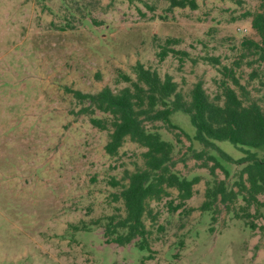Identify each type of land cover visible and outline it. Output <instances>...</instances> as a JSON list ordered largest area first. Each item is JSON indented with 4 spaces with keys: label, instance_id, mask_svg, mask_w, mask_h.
<instances>
[{
    "label": "rangeland",
    "instance_id": "374dc122",
    "mask_svg": "<svg viewBox=\"0 0 264 264\" xmlns=\"http://www.w3.org/2000/svg\"><path fill=\"white\" fill-rule=\"evenodd\" d=\"M196 3L191 10L171 9L169 0H0V264H264V206L249 208L257 211L249 219L253 229L237 217L241 197L230 210L221 202L200 210L206 187L224 181L228 191L236 190L243 167L237 162L247 154L264 158V146L214 142L198 160L193 152L203 146L193 140L188 115L170 117L183 133L155 123L161 139L174 145L172 171L199 182L177 212L168 210L178 203L175 189L150 203L155 220L144 218L150 251L139 250L137 239L107 244V218L124 216L122 202L113 199L121 187L113 183L126 184L125 172L143 167L145 149L126 141L108 156V132L93 128L64 91L119 90L127 84L116 81L118 72L134 78L131 68L140 62L171 76L185 96L198 81L214 96L220 67L240 61L243 40L259 42L247 14L263 12L264 0ZM166 38L179 39L174 48L188 57L159 62ZM256 58L241 59L235 75L264 108V63L248 65Z\"/></svg>",
    "mask_w": 264,
    "mask_h": 264
},
{
    "label": "trees",
    "instance_id": "16d2710c",
    "mask_svg": "<svg viewBox=\"0 0 264 264\" xmlns=\"http://www.w3.org/2000/svg\"><path fill=\"white\" fill-rule=\"evenodd\" d=\"M169 7L196 10L197 3L196 0H169ZM247 16L251 18V28L259 42L243 40L241 47L244 52L240 61H234L232 67H220V91L214 96L206 92L201 81L196 82L185 96L171 76L161 77L156 70L146 68L140 62L131 68L134 78L118 72L116 81L127 84L119 90L105 86L96 93H82L64 88L82 105L79 113L88 117L90 125L108 132L104 145L108 156H116L126 141L145 149L141 154L143 167L133 172L126 171L122 178L126 184L113 183L121 187L118 193L113 194V199L122 202L124 216L112 215L107 218L105 243L125 246L137 239L136 247L139 250L150 251L147 241L149 230L144 222L145 217L155 220L150 203L169 197L168 190L175 189L178 203L173 206L170 202L168 210L177 212L193 196V186L199 182L198 177L186 179L172 171L174 145L161 139L155 123H162L169 132L178 130L183 133L171 123L170 117L175 112L188 115L195 129L193 140L203 146L200 152H193L198 160L206 154L207 149L215 147L214 142L226 141L235 147L264 146V108L249 96L235 75V69L241 67V59L248 55L257 56L248 63L249 66L255 61L264 63V11L248 13ZM179 43L177 38H166L156 54L158 61H164L169 55L187 58V52L174 48ZM203 59L212 65H220L217 58ZM255 77L257 74L252 70L250 79ZM261 83L264 85V82ZM174 137L179 141L177 133ZM221 155L228 158L223 153ZM208 159L214 160L210 156ZM237 164L243 167L234 182L236 190L228 191L224 181H213L212 186L206 187L200 210L210 211L216 202H221L230 210L229 205L241 197L244 205L240 211L243 213L237 217L246 220L253 229L255 225L249 219L257 211L251 214L249 208L264 206V201L258 199V196H264V158L247 154ZM216 166L218 163L208 168L211 176ZM201 167L205 168L207 164L203 163ZM146 259L150 260L151 256L148 255Z\"/></svg>",
    "mask_w": 264,
    "mask_h": 264
}]
</instances>
